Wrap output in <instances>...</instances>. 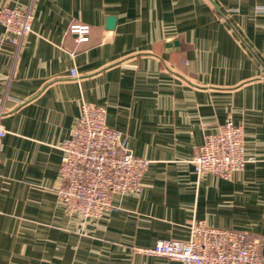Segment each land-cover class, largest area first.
<instances>
[{"label":"crops","instance_id":"0c3cea01","mask_svg":"<svg viewBox=\"0 0 264 264\" xmlns=\"http://www.w3.org/2000/svg\"><path fill=\"white\" fill-rule=\"evenodd\" d=\"M3 6L31 7L34 19L19 47L0 22V264H182L142 249L188 240L198 220L264 238V0ZM73 22L90 25L87 42ZM84 104L106 108L150 160L136 190L87 222L58 194L60 146ZM228 120L254 161L230 178L198 175L192 159Z\"/></svg>","mask_w":264,"mask_h":264},{"label":"built area","instance_id":"2783aa9c","mask_svg":"<svg viewBox=\"0 0 264 264\" xmlns=\"http://www.w3.org/2000/svg\"><path fill=\"white\" fill-rule=\"evenodd\" d=\"M32 8L3 6L0 22L4 37L19 47L32 32ZM91 27L73 22L69 32L77 42H87ZM76 76V70H72ZM6 130L0 126V145ZM243 126L228 120L214 133L207 134L199 152L192 159L195 172L211 173L230 178L254 158L246 156ZM61 183L58 194L67 212L77 214L83 221L102 216L111 209L112 194H124L139 187L150 160L136 156L128 139L107 124V110L92 104L82 106L72 135L60 146ZM147 254L163 256L182 264H264V238L243 230L220 229L205 221L190 225L186 241L161 239Z\"/></svg>","mask_w":264,"mask_h":264},{"label":"water","instance_id":"95a60500","mask_svg":"<svg viewBox=\"0 0 264 264\" xmlns=\"http://www.w3.org/2000/svg\"><path fill=\"white\" fill-rule=\"evenodd\" d=\"M113 22V20L112 19H109V24L111 25V23Z\"/></svg>","mask_w":264,"mask_h":264},{"label":"rangeland","instance_id":"374dc122","mask_svg":"<svg viewBox=\"0 0 264 264\" xmlns=\"http://www.w3.org/2000/svg\"><path fill=\"white\" fill-rule=\"evenodd\" d=\"M100 217V216H99ZM95 218H98V217H95ZM83 221V220H82ZM83 222H87V221H83Z\"/></svg>","mask_w":264,"mask_h":264}]
</instances>
